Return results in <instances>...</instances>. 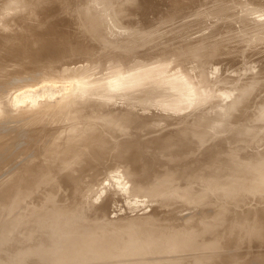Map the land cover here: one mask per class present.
<instances>
[{
    "label": "bare ground",
    "instance_id": "6f19581e",
    "mask_svg": "<svg viewBox=\"0 0 264 264\" xmlns=\"http://www.w3.org/2000/svg\"><path fill=\"white\" fill-rule=\"evenodd\" d=\"M26 1L28 0H25L24 2ZM145 1L147 3L151 2L148 0H145ZM57 2H59V0H57ZM54 3H56L55 0H54ZM62 3H58V4L62 6ZM147 3L145 5L148 6L149 4ZM48 5L45 4V6H48ZM55 5L56 4H54V6ZM152 5H150L151 8H152ZM36 6L39 7L40 6L39 3ZM223 6L225 5L216 6V9L214 8L215 10H212V11L210 10L209 11L210 14H207L206 12V15L207 16L209 15L211 18V16L214 17L213 15L215 14L214 18H217V16H220V19L221 17H225V18H228L229 16L234 17L233 14H234L235 8H233L234 10L231 9L232 10L231 11L229 8H227V6L226 7H223ZM20 7L18 8L20 9ZM156 7L153 8L154 10L153 9L151 10L155 12ZM35 9L36 8H34V11ZM145 9L147 10V8ZM228 9L230 11H227ZM157 10L160 11L159 9H156V11ZM251 10H253L252 7H250V10L246 9V11H251ZM5 11L7 10H4V12ZM47 11L49 12V8ZM47 11H46V14H47ZM246 11L244 10L243 13H246ZM4 12H0V13H4ZM25 12L26 11H23L22 13L23 15L25 14L24 15L25 18L26 16L31 14V12L30 14L28 13L29 11L26 13ZM9 13H10V10H9ZM13 13L14 12H12L11 14ZM203 13L205 14L204 11ZM6 14H8V11ZM18 14L22 16V14L20 13ZM142 14H143V11H142ZM237 14H241V13H237ZM237 14L235 13L234 15H237ZM19 15L17 17H19ZM34 15L36 16L37 13ZM38 15H40V13ZM246 15L247 13L244 14V16ZM263 15H264V12H263ZM33 16L31 14L28 20L22 24L16 20L18 18L13 19L12 21L14 22L17 21V22L10 23V25L4 26L3 29L0 30V32L6 31L7 34L10 33L9 34L10 39H16L20 35L19 31L21 28H26L27 26L35 25L36 22L33 21ZM253 16H255V14ZM235 17H234V20H236ZM239 17L241 18V16ZM200 18L201 17H199V19ZM240 18H237V19L241 20ZM246 19L248 20L247 17ZM23 20L24 19H22V21ZM176 20H177V17H176ZM185 20L186 19H184L183 22ZM214 20H217V19H214ZM226 20H229V18ZM234 20H232V23ZM4 22L0 23V26H2L1 24H3ZM205 22L206 21H204L203 23ZM240 22L241 21H239V23ZM6 23L4 25H6ZM179 23H181V21ZM193 23L192 25L195 24ZM200 23L198 24L199 26L195 25V27L198 26L200 27V29L205 28L204 24L202 23L201 25L203 27L201 28ZM235 23H233V25ZM98 24H99L98 19L90 17L89 19L81 23V28L75 29L77 31H72V30L69 31L67 27L66 28L63 27L61 29V32L59 33L57 32V34L55 35H52L54 32L52 34H51V31L47 32V35L52 39L58 38L61 40V38L65 36L69 37L70 35L72 38H74L75 42L77 41L79 45L83 44L84 46L88 47V48L87 47L85 48L82 45L83 49L85 48L84 52L89 53L87 55L90 58H86V57L82 58V55H81L82 53H81L80 54L81 59L80 61H78L79 65L76 64L77 67L72 66L71 62L69 61L70 57L68 56V54H66V51L63 49V47H60V46L59 48L54 47V46L52 47L51 45L52 42H50L51 43L50 47L47 44L49 48L46 47L47 49H44L43 47L45 45L41 46V44H39L38 41L33 42V44L31 45V48L29 47L30 49L23 47L19 50V53H16L17 54L16 57L19 56L18 58H21V61L17 63L14 67L4 69L5 67H2L4 63L0 62V66L1 68H3V69L0 68V84L3 83V80H4L3 78H6L7 76H8L7 77L8 82L9 81L12 82L16 80L22 82L24 79H27V77L30 76V75L28 76V74H30V72H32L36 67L43 68L44 70L43 71L41 70V71L44 72L45 76L42 75L43 73H40L42 76H40V74L38 73L34 75V77H32L34 78L33 80H37V81L38 80H41V81L42 80H46V81L53 80V81H67L68 82L69 79L72 78L71 80L73 81L71 83V87L73 88L69 87V89L70 88L72 89L71 93L69 94H65L67 92H64L65 95L61 97L59 95V97L56 96V98L51 97L52 99L48 95L47 96L48 100L45 99L46 101L39 103L42 101L41 100L38 102L39 103L38 105L31 104L32 99L29 98L28 100L30 99L31 100L28 104L22 103L23 105H21L22 101L19 102V104L14 103L15 105H20L19 112H18V108H15V107H12V108L16 109L17 111L14 109H11L14 111H9L10 113H8L7 112L9 110L8 109L6 110V113L1 112L2 113V115H0V128L1 129H2L1 126L4 124L3 118L10 116V115L12 116L11 112L12 113L14 112L12 117H15V118H12L11 116L10 118H12V120L9 117L7 118H9L11 121H14L15 119H16L15 121H17V118H18V120L20 121V123L16 122L17 124H19V126L15 122H13L16 124L15 125L16 127H12V129L10 128V131H8L7 129H9V126L7 124L8 123L12 124V122L11 121L8 122L9 119H7V121L5 119V123L7 122V124H4V125H7L8 128L3 125V127L7 129L5 130L4 133H3L4 130L3 131L0 130V131L3 134L7 133V131L8 133L9 132L11 133L12 131L11 133L12 135L10 133H9V136H8V133L5 135L0 134V156L1 154L3 155L2 159L5 157H9L11 155L10 148H13L15 146L14 144L18 143V141L16 142V140L18 139H15V140L13 139L19 136H21V139H19L20 141L26 140L28 142L27 143L26 141H24L25 145L29 144L28 145L29 147L27 146L28 148L26 147L27 148L26 150L30 151L28 152L29 155L27 159L23 157L22 155L21 158L22 159L25 158L24 160L28 164L25 166L24 164H22L23 167L22 168L19 167V170L16 171L17 176H16V172L13 170L14 167L12 166V163L10 162V160H14L13 162H15V159H18L16 158L17 156L14 157L15 155L14 156L11 155L12 158L14 157L15 159H9L8 161L9 166H4L5 165L4 164L5 162H3L4 159L2 160L0 157V159L2 160L0 161V163L3 162L2 164H4L3 166H1L0 164L1 166L0 168L2 169V167L3 168L6 167L7 170L10 171L11 169H8V168H10V165H11V167L13 168L11 170L12 172L10 171V175H12L11 173H13V171L15 172V174L13 173L12 175L13 182L10 179V177L12 176H10L9 174L7 175V177L9 176L8 181L10 179L12 183H9L6 180V183L8 182L9 184L3 183V185H0V227L3 228L2 231H0V248H3V247L6 248L9 245V244L8 245L5 244L6 241L7 243H9V241L10 243L11 241L15 242L14 244L15 246H13L12 243H11L12 246H9L10 247L9 249H12L13 251L11 252L8 251V252L12 254L9 255V259H8L7 256L9 253L6 252L5 254H7L6 256L7 258H6V261H3V263L8 262L7 264H23V263L25 264V262H27L26 264H28L30 260L29 263L31 264H56V263L58 264H176L180 260H183V261H180V264H262L264 262V253L263 252L261 253L260 250L264 247V244H262V242L264 243V206H263L264 205L263 204L264 203V154H263L264 152L258 154L259 150L257 148L261 147V145L258 146L257 144V146L255 145L257 148L254 147V144H256L257 142L255 141L254 136L257 135L256 132L259 131L258 130L259 127L257 124H254V122L256 123L257 120L254 121L255 119L254 120L249 119L248 117H250L251 115L252 116L255 115L258 120L259 119H261V121L264 120V106L260 108V105H264L262 104L264 101L262 99H261L262 102L260 101L261 103L258 101L259 100L258 98L264 94V93L262 94L260 93L263 90V88L261 87L260 92L257 91L261 95L258 96L259 94L257 93L258 98L255 95L256 99H254L255 96H253V98L252 97L250 98L251 95H249L248 93L250 89H255L254 88L255 85H251L252 87L253 86L254 87L247 89L248 94L246 93V90H245L247 87L243 89L245 90V93L249 96V98L252 99V100H249V102L253 101L254 99L260 104L259 105L255 101L259 105L258 106L259 108L257 107L258 110H255V111L253 110L254 112H250L251 110L250 108H252L251 107L252 105H251L249 110L247 109L246 111L245 110L246 108L244 109V107H240L238 109L239 112L236 113L235 111H233V109H235V106L237 105V102H236L237 99L236 100L234 99V101H232L233 103L231 102L228 104V106H225V108H223L222 115L220 114L221 106L220 107L217 106L211 109L212 113H210V116L207 115L206 119L201 120L199 118L194 123L192 121L193 119H190V118L185 120L186 122L184 120H179V118H177L176 120L167 119L168 125L169 124L177 125L175 127L176 129H171L165 132H160L159 134L154 135L152 137H147L148 134L162 129L161 128L162 126H160V123L158 122L159 120H162L164 118H162L161 116H157V115L156 117H153L147 114L146 112L144 113V110L142 111L141 108L146 110L147 109L146 107H148L149 108L148 110L151 111L152 108L151 106L149 107V103H150L155 106H159V108H163L168 111L171 110V111L177 112L181 109V107L184 104L186 103L188 104L194 101V99L197 97L196 96L197 93H199L197 91L198 88L196 85H194L195 83L193 84V82L190 81V78H187V76L183 73H182L183 75L179 74L177 77H171L172 75L169 74L170 71H168L170 69L169 65H168L169 69L164 67V65L166 66L167 64L161 65L159 64L161 62L158 61L156 63L159 64L158 66L160 67L156 66V68H154L156 64H154L153 66L152 64L153 62L151 63V66L153 68L150 67V64L147 66L148 61L147 59L144 60L143 57L144 55L150 56V54L153 51H143V50H146V49L149 50L150 46L152 45L151 43H153L154 40L156 42V40L158 39V35H156L157 33H154V31H151V30H147V32L142 31L145 33L143 34L141 32L143 37L140 36V41H138V39L135 40L136 36L133 39L132 37L134 35L130 36L131 40H128V41H131V42H127L130 44H127L125 42L126 44H122L124 49H119L122 47H118V46L116 47L115 46L116 42L113 44L114 46H112L111 43H110L111 45L110 44L108 45L106 38L105 40H102V42L98 41L99 36L98 34H96V28ZM184 24H185L184 27L186 26L188 29L189 27H191L189 23L186 24L184 22ZM188 24L189 26H187ZM212 24L215 25L213 21H212ZM242 24L243 26H245L244 23H241V26ZM60 26H63V25H60ZM155 26L156 25H154V27ZM158 26L160 27L161 25H158ZM207 26L209 27V25ZM230 26L232 25L230 24ZM167 27L169 28V26ZM257 27L260 28L259 26ZM257 27L254 28L255 31L258 30ZM178 28L177 29L179 31L183 30L181 32H185L187 30V28L185 30L184 28L183 29L180 28V26ZM234 28H233V32H234ZM263 28H261L262 29L261 33L264 32ZM190 29H193V28H190ZM190 29L188 31H190ZM178 30L173 31L174 33L177 31L174 35V38L176 34L179 32ZM196 30H198V28H196ZM203 30L204 29H202V32ZM205 30H208L206 31L207 33L209 32V29H205ZM155 32H158V30ZM181 32L177 34L175 39H177V37L180 36ZM191 32L193 31H190L189 33H187L189 34L188 38L189 36L191 37V34H190ZM217 32L218 31L215 30V33ZM235 32H234V35L236 36ZM246 32L249 35L248 30H246ZM25 33L26 32L24 33L22 32L21 36H24ZM171 33H172V30H171ZM241 33H239L238 35L240 36ZM256 33L258 32L256 31ZM203 34H200L202 36L198 35L197 37L199 38L200 36V38L204 37L205 39L206 35L204 36ZM251 34L252 32L250 33L248 37L249 39H250ZM262 34H259V35H262ZM183 35L187 36L184 33ZM223 35L225 36V34ZM256 35L254 36L252 34V36H254V39L258 37ZM239 36H236V37L238 38ZM245 36L247 35L245 34ZM230 37L231 35L228 36L227 40H229ZM236 37L234 38V40L237 39ZM242 37L243 39H245L243 35ZM182 38L180 37L178 38V40ZM185 39H187V37ZM217 39L216 40L219 43L215 41L216 42L215 44H223L222 42L220 43V40H219L221 39V37ZM222 39L221 41H223ZM249 39L242 40V42L243 43L244 41L247 42V40ZM162 40L164 41V39ZM170 40L171 41L174 40L173 35ZM206 40L208 41L209 39L206 38ZM206 40L204 41V44H207ZM227 40H224V41H227ZM251 40L253 39L251 38ZM167 41H164V42H167ZM192 41L194 43L195 40L192 39ZM192 41L190 40V42ZM211 41H213L212 44L214 45V40H211ZM237 41L239 42L240 40L238 39L236 40V42ZM256 41H254V43ZM261 41H264V40H261ZM98 42H100L99 43L100 48H98L100 49L99 50L100 53L97 50L98 51V54H97L96 51H93L91 49L94 47V45H97ZM230 42L228 43L231 46L232 44ZM236 42H234L235 45H237ZM251 42H250V45L252 44L255 47L256 44H254L253 42L251 43ZM156 43L151 48V50H159V52H160V49L162 48L164 50L165 43L162 44L163 43L162 42L161 45L159 42H156ZM193 43L192 44L190 43V45H193ZM201 43H203V41ZM234 43H233V46H234ZM212 44L207 45V46L211 45L209 46L211 50H212ZM224 44L223 46H225ZM259 44L260 43H258V45ZM198 45H201V44H198ZM238 45H241V44L239 43ZM252 45L249 48H252ZM182 46L185 47L186 44ZM193 46L194 47L196 46V41H195V45ZM233 46L231 47L232 48L231 51L235 49L236 51L240 50L244 48L245 45L244 46L241 45V48L238 46V48L240 49H237V46L236 47L234 46L235 49H233ZM190 48L189 50H191ZM199 48H202V47L200 46ZM203 48H205V46H203ZM208 48L206 50L203 49V51L205 50L206 52ZM83 49L81 50L83 51ZM245 49L247 48L245 47ZM248 49L245 50L246 53H244V55L246 54V56L248 54L247 52ZM260 49L261 47L260 48L258 47V50ZM192 50H193L192 52H194V49ZM196 50H198V48H196ZM215 50H213V52H216ZM251 50L249 49V52ZM209 51L207 53L210 54ZM252 51H254V49ZM190 52H189V55H190ZM205 52L203 54H205ZM262 52L263 50L261 51V54ZM219 53L220 52H218V54L216 53L218 57L220 55ZM229 53L227 52L226 54H229ZM237 53L238 51L236 52V54ZM7 54L11 55V53L8 51L7 46L0 48V61L1 59H3V56H4V59H6L5 56ZM12 54L14 55V53ZM74 54H72L73 56L70 55L71 58L74 57ZM136 54L138 56H136ZM140 54L143 56H141ZM167 54L169 55L170 53H167ZM236 54H234V56H236ZM240 54H237V55H240ZM139 55L141 57H139ZM80 56L78 54V56H75V57H80ZM165 56L162 58L160 57L159 59L166 58L167 56L166 57ZM196 56H199V54ZM215 56L216 55L214 53L210 56V58L211 57L215 58ZM221 56L222 55H220V58ZM13 57H15V55ZM204 57L206 56L204 55ZM229 57L230 56H228V58ZM147 58H150V57H147ZM171 58L172 57H170V59L168 60H171ZM207 58L208 57H206L205 59L207 60ZM237 58L239 57H236L235 59L233 57L234 60L231 57L229 59L230 60L232 59L234 63V61ZM221 60H223V58ZM196 61H198V59H196ZM203 61H204V58H203ZM232 61H231V64H232ZM183 63L180 62V64H183ZM179 69L176 71L174 70V71L180 72L181 69L180 70ZM171 72H173V70ZM205 75L204 74L201 75V79L198 80L200 78L199 76L197 81H199V83L200 81L201 82L207 81V78L209 79V77L207 76V78H205L206 77ZM203 79H206V80H203ZM24 81L26 82V80ZM226 81L228 82V80ZM256 81H258V78L257 80L254 81V83L253 81L251 82L252 84H255ZM199 83L198 85L204 84V83H200V84ZM256 84H259V83H256ZM246 86H248L247 83H246ZM257 90H260V88ZM13 91L14 89L11 90L12 96H13ZM246 94H242L243 96L242 98L245 97L247 99L248 96H244ZM0 97L2 98L3 95H1ZM118 97L123 98V100L122 99L119 100L120 102H122V103L119 102L120 104H122L121 106L114 105L117 103ZM12 98H15V96ZM135 99H138V101H141L140 104L142 103L144 104L141 105V107H139L137 103H134ZM6 100L8 99L6 98L4 99L3 97V100H1L0 103L4 102L3 103L4 107L6 108V106L8 105V108H9V105L11 104H7ZM10 100H8V103ZM28 100L26 101V103L28 102ZM240 100L238 101L240 102ZM244 100L245 99L242 100V105H244L243 102H246ZM111 102L113 103L116 102V103L112 105ZM3 104L1 103L0 105L2 106ZM35 104H37V102ZM250 104L251 103H249V105ZM246 105L248 106V104ZM137 106L139 108H137ZM4 107L2 106V108H0V111L3 110ZM134 107L138 110L141 109V111L144 114H141L142 112L140 113V111L135 110ZM159 108L156 107V110H160ZM154 109L155 108H153L152 110ZM253 109H256V108L253 107ZM3 111H5V109ZM15 112H18L17 114L19 115L18 116L15 115L16 114ZM204 115H206V113H204ZM216 115L223 116V119L217 118ZM231 116L232 118L230 119ZM245 118L249 119L248 123L241 124L242 126L240 125L239 129L237 130L236 128L234 132L236 131L237 132L236 134L238 135L241 134V136L243 134V138L244 139L246 138L245 139L246 141L248 139L249 140L251 139L249 138V135H254L253 136L254 138L252 137L251 141L254 140L255 143L253 141L252 142L253 144H251L249 143L250 141H247L249 143L248 144L247 142L243 141L245 144H248V145L251 144L252 146L250 145L249 148L247 147L248 145L245 146L247 148L245 147L243 148L242 146H240L242 147V149H244V152L247 151L248 153H249L250 147H253V150L255 148L254 150L255 153L250 152L251 154H247V153L244 154V155H247V158H245L246 156L244 157L243 155L242 157L240 156L243 153L240 150L241 148L238 151L236 150V148H233L234 146L237 147L239 145L238 144L240 142L239 140H238V143L235 140V144H238V145H233L234 144L233 142H232L233 144L229 143L233 149L230 147L232 150L228 148H227L228 150H226V147L227 146L229 147L228 144L227 145L225 144L227 143V141H225L227 140L225 139L227 137L223 138L221 136V138L218 139L220 136L219 134H220L221 129H217L220 126L219 125V123L221 122L220 120L236 121L239 119L245 120ZM261 121H259L258 124ZM251 124L256 125V126L252 125V127L254 128L257 127V129L250 128ZM262 124L264 123L262 122L261 125ZM11 126H14V125L12 124ZM262 127H260L259 132H261V130L264 128ZM213 128L215 131L217 129V131L216 132L214 131V133L211 132V135H209L210 130ZM262 131H264V129ZM246 134H248V136ZM260 134L264 135V132L263 134L262 132ZM244 135H246V137H244ZM36 138H38L39 140L38 142L42 140V144L40 142L41 146L36 145V147L33 148L35 149L34 151L39 152L40 154L42 151L44 152L43 153L44 155L42 154L43 156H41V157H44V159H40L41 161L39 160V162L37 160L40 158L39 157L40 154L39 156H36L37 159L34 160L33 158H36V157L32 156L31 154L32 151L30 150V146L33 145V142L36 143V140H37ZM261 138L263 139L264 136L263 137L261 136ZM33 139H36V140L34 141ZM259 139H258V142L260 143L261 140L259 141ZM11 142L14 143V144L12 143L13 147H11L12 145ZM38 142L36 144H38ZM24 143L21 142V144H24ZM18 144L16 145V147L18 146V148H16L17 150H19V146H20V144L19 145ZM245 144H242V145L244 146ZM256 149L258 150V152L256 151ZM13 150L15 151V149ZM22 151L20 149V151L18 152H22ZM239 151H241L242 153L241 152L239 153ZM24 152L25 151H23V153ZM35 152L33 155L36 154ZM30 156H32V160L30 159L31 158ZM26 157H27V154H26ZM6 159L8 160V158ZM28 159L31 161H29ZM113 159L115 160L120 159V162L121 160H123L124 164H126V166L128 165L126 167L127 170H125L126 173L124 171L121 172L123 174L125 173L124 175L120 174V171H119L120 168H117V166H116V169L118 170L111 169V168H114L116 164L115 161H114L115 162L114 165L112 164L113 161L112 163H109L110 162L109 160H113ZM59 160L63 162L64 166L66 167L71 166V168L69 167V170L70 169L71 170L69 172H65L64 169H62V166H63L62 164L61 166H58L59 164L58 165L56 164V162ZM19 161L21 163L22 160H19ZM18 162H16V164H18ZM79 162L81 166L79 164V167H78L77 165ZM106 163H108L109 166L108 165L105 166ZM110 164H112L113 167L110 168ZM117 164H120L119 161L117 162ZM122 164L123 162H121L120 165ZM16 166H20V164ZM122 166H120L122 170L125 169V166L124 165ZM61 169L65 172V174L63 173V171L61 172ZM7 172L6 173L1 172L3 175L4 174L5 175L3 176V178L1 177L0 179H4V177H6ZM140 172H146V173L143 176H139L138 174ZM173 173L174 175H172ZM113 181H116L114 182L116 184H114ZM94 183L96 187L94 186ZM63 186L64 187L67 186L66 190H68V187H69V191H70V194L68 193V191H66V193H68L66 194L67 196L63 194L65 198L63 195L61 196V194H58L60 193L59 191H61L59 190V188L62 187L63 189ZM41 191L42 193L40 195ZM31 195L35 196L33 197L35 199L32 198L34 201L33 200L30 201L31 203L33 202V204H31L30 208L26 210L23 208L21 209L22 204H23L21 203L22 202L21 200H24V197L25 199H27L28 196L31 198ZM93 195L95 196V198L93 197ZM248 195L249 196L253 195L251 198L252 201L254 199L253 197H256L255 198L256 201L258 203L263 202L262 203L263 205L259 204L260 206H258L257 208L256 206L258 204L257 205L250 204V209H249L247 207V205L249 206V204H247L246 202L245 203L247 205L242 203L243 205H246L249 211L253 208V206L255 207L253 208V211L251 210L250 212H248V210L244 208L245 206L241 207L242 205L241 202H243L245 199L247 201L246 197ZM122 196L126 198L125 201L123 200L124 204L123 203L122 204L123 206L129 204L127 206L129 207V211L130 209L137 210L140 207L141 209L139 211L141 212L142 210L145 211L147 207L151 206L154 203L152 202L151 205H148V206L146 204L144 206H147V207L145 209H142V206H143L142 202H144V204L145 203L150 204L151 200L156 201L157 206L153 210H152L153 206H151L152 207L151 212L147 211L149 214L145 212L146 215H142V213L140 212L141 215L138 216L139 212L137 213L136 211L135 212L133 211L135 214L137 213V215H133V214L132 216L127 215L128 217L126 218V217H123V215L121 214L122 215L120 218L121 220L123 218H126L125 220L123 219L124 221H119L117 217H116L117 219L115 220H112V219L110 220L109 218H113V216L110 217V215L115 214L116 209H121L120 211L119 210L116 211V213L120 214V212L123 211L122 209L126 207V206L122 207L121 203L118 202L119 200H122L121 199ZM90 197L94 198L93 200L90 199L91 201H95V203L99 201V204L94 205V202L93 203L90 202L88 200V198ZM146 198L148 200L149 199L151 200L149 202H145L144 200H146ZM248 199L250 198L248 197ZM257 202L253 203L250 201V203L252 204H256ZM238 203L239 205L240 204L241 205L239 206ZM138 204H139V207H138ZM140 204L142 206H140ZM235 204H237L239 207L236 206ZM230 205L236 206L238 208L237 211H239V214L235 211L236 209L234 210V213H233L232 210L234 208L231 210L228 208V206L230 207ZM26 206L29 207L27 203H26ZM136 206H137V209H135ZM196 207H199L198 208L199 210L196 211L194 215H192V213L191 215L186 213L190 210L185 211V209L192 210ZM240 207L242 209L241 211L242 214L245 213L244 210H246V212L248 213L240 215V210H241L239 209ZM227 208L230 210L229 217H231L232 214L235 215V213H236V216H233V218L232 217L229 218L228 217L229 213L228 214L226 213L227 215H225L224 212L227 210ZM20 209L23 212H21ZM111 210H113L112 212L113 214L111 213L109 215ZM183 210H184V213L189 216L187 215H186L187 217L180 216L179 212ZM128 212L127 213L125 212V213L129 214ZM212 213H213V218H211ZM223 214L226 217H228L229 220L228 218L224 217ZM244 235L247 236L246 237L247 239L248 238L250 239L251 237L252 239L253 237L254 238L258 237L256 241H258L260 238L261 239L259 242L263 240L261 242L263 246L260 244H257V246L258 245L262 246V247L258 246V248L260 247L261 249L259 248V252L257 254L246 256L247 252L249 253V251H246L245 253L246 257H244V255L243 256L238 255L239 253L237 254L235 252L237 251L238 247L241 244L240 240L242 241L244 240L243 238H240L239 240L240 242H239L237 241V239L240 236H244ZM249 239L244 240V242L249 241ZM254 240L250 239V241H254ZM254 243L256 242H252L249 244H251L252 246ZM246 244L247 243L241 244L240 247L244 246V248H246L245 247ZM249 244L247 245L249 246ZM1 245L3 247H1ZM255 245H253V248L255 247ZM234 246L237 249H235ZM230 247H233L231 248V253L225 252V250L227 249L226 251H228ZM224 248H226L224 250L225 253H222L223 252L222 250ZM248 248L246 249L249 250ZM253 248H250V249H253ZM256 249H254V251ZM220 250L222 252H219ZM233 250H235L234 251L235 253L232 252ZM239 250H241V248L238 249V252ZM251 251L253 253V250ZM186 253H188L187 256L189 259L186 258L187 257L186 255L184 257V254ZM242 253L244 254V251ZM1 257L5 258L3 256ZM241 257H244V259H240ZM153 260H155L156 262H154Z\"/></svg>",
    "mask_w": 264,
    "mask_h": 264
},
{
    "label": "rangeland",
    "instance_id": "374dc122",
    "mask_svg": "<svg viewBox=\"0 0 264 264\" xmlns=\"http://www.w3.org/2000/svg\"><path fill=\"white\" fill-rule=\"evenodd\" d=\"M23 1V2H22ZM25 0H0V12H4V10H7L8 11V14H6L7 13V11H5L4 13H0V23H2V22H4L3 24H1L2 26H0V30L1 29H3V27L4 26H7V25H10V23H16L17 21H19L21 24L22 23H25L27 20H28V18L30 17V15L32 14V16L34 15V14H36L37 13V15L35 16H33V21L34 22H36L35 23V25L34 26H27L26 28H21L20 29V31H19V36H18V38H16V39H10V33H8L7 34V32L5 31H1L0 32V48H2V47H5V46H7L8 47V51L11 53V55L10 54H7L5 57H6V59H4V56H3V59H1V61L0 62H3L4 63V65L2 66V67H5L4 69H6V68H12V67H14L17 63H19L20 61H21V58H18L19 56H17L16 57V53H19V50L21 49V48H31V45L33 44V42H36V41H38L39 42V44H41V46H44L43 48L44 49H47V48H49L50 47V42H52V47L54 46V47H58L59 48V46L60 47H63V49L66 51V54H68V56L70 57V59H69V61L71 62V64H72V66L73 67H77L76 66V64H78L79 65V62L78 61H80V59H81V56H80V54L82 55V58H90V57H88V55L87 54H89V53H86V52H84L85 50V48L87 47V46H84L83 44V46L85 47L84 49H83V46L82 45H79L78 43H77V41L75 42V40H74V38H72L70 35H69V37L67 36H65V37H63V38H61V40L60 39H58V38H54V39H52V38H50L48 35H47V32H50L51 31V34L52 35H55V34H57V32L59 33V32H61V29L64 27V28H68V30L70 31V30H72V31H77V30H75V29H77V28H81V23H83L85 20H87V19H89L90 17L91 18H96V19H98L99 20V24H98V26H97V28H96V34H98V41H100V42H102V40H105V38H106V41H107V43H108V45L111 43L112 44V46H114L113 44L116 42V44H115V46L117 47H122V48H119V49H124L123 48V45L122 44H126L127 42H131V41H128V40H131V38H130V36H133L132 37V39L133 38H135V36H136V39L135 40H137L138 39V41H140V36L141 37H143L142 36V34H141V32L142 31H146L147 32V30H151V31H154V33H157L156 35H158V39L157 38H155V39H157L156 40V42H159L160 43V45H161V43L162 44H164L165 43V45H164V50H163V48L162 49H160V52H159V50H151V48L154 46V44L156 43L155 42V40H154V42L153 43H151L152 45L150 46V48H149V50H143V51H153L151 54H150V56H148V55H144V57H143V59L145 60V59H147V61H148V64H147V66L150 64V67H152L151 66V63L153 64V66H154V64H156L155 66H154V68H156V66H158L159 64H161V65H163V64H167L166 66L164 65V67H166V68H168V65H169V70L168 71H170L169 72V74H171L172 76L171 77H177L179 74H185L186 76H187V78H190V81L191 82H193V84L194 85H196L197 86V91L199 92V93H197V97L194 99V101H192L191 103H186V104H184L182 107H181V109L179 110V111H177V112H174V111H168V110H165V109H163V108H159V106H155V105H153V104H150L149 103V107L151 106V108L153 109V108H155L154 110H155V112H154V110H152L151 108V111L150 110H148L149 108L148 107H146L147 109L145 110V109H143V108H141L142 109V111L144 110V113L146 112L147 114H149V115H151V116H153V117H156V115L157 116H161L162 118H164V119H162V120H159V122L158 123H160V126H162L161 128V130H159V131H156V132H152V133H150V134H148V136L147 137H152V136H154V135H157V134H159L160 132H165V131H168V130H171V129H176L175 127L177 126V125H174V124H172V125H168V122H167V119H174V120H176L177 118H179V120H187V119H193L192 121H193V123L196 121V120H198L199 118L201 119V120H204V119H206V116L207 115H209L210 116V113H212V111H211V109H213V108H215V107H217V106H221V112H220V114L222 115L223 114V108H225V106H228V104L229 103H231L232 101H234V99L236 100L237 99V105L235 106V109H233V111H235L236 113L237 112H239L238 111V109L240 108V107H244V109L247 111V109L249 110V108H250V106L252 107V108H250L251 110H250V112H254L255 110H258L257 109V107L260 105L256 100H254V99H256V96L258 95V96H260L262 93H264L263 91H264V43H262V42H264V41H261V40H264V34H262V33H264V32H262L261 33V31H262V29L261 28H263L264 27V18H263V12H264V4H262V3H264V0H177V2H176V0H170V1H168V0H148V1H151V2H146L145 0H59V2H57V0H55L56 1V3H54V0L52 1V0H36V2H35V0H28V1H26V2H24ZM43 1V2H42ZM49 1V2H48ZM53 3H52V2ZM163 1V2H162ZM185 1V2H184ZM190 1V2H189ZM199 1V2H198ZM256 1V2H255ZM35 2V3H34ZM63 2V3H62ZM147 4H149L148 6L147 5H145L146 3ZM165 2V3H164ZM170 2H171V4H170ZM174 2V3H173ZM194 2V3H193ZM195 2H196V4H195ZM24 5H23V4ZM38 3H39V7L38 6H36V5H38ZM51 3H52V5L54 6V4H56L54 7L51 5ZM58 3H62V6H64V7H62L60 4H58ZM179 3H181V4H179ZM219 3V4H218ZM261 3V4H260ZM36 4V5H35ZM45 4L46 5H48V6H45ZM59 6H58V5ZM152 4H154V5H152ZM158 4V5H157ZM163 4V5H162ZM194 4H195V6H194ZM216 4H218V5H216ZM32 7H31V6ZM35 5V6H34ZM150 5H152V8L150 7ZM161 5V6H160ZM167 7H169V8H167ZM169 5V6H168ZM175 5V6H174ZM180 5V6H179ZM191 5V6H190ZM222 5H225V6H223V7H226L227 6V8H229L230 10L232 9V10H234L233 8H235V11H234V14L236 13H241V14H237V15H234L233 14V16L236 18V20H234V17H231V16H229L228 18H229V20H226V19H228V18H225V17H221V19H220V16H217V18H214L215 17V14L213 15L214 17H212L211 16V18H210V16L208 15H206V12H207V14H210L209 13V11L211 10H215L216 9V6H222ZM252 5V6H251ZM21 6V7H20ZM28 6H29V8H28ZM147 6V7H146ZM156 6H158V7H156ZM164 6V7H163ZM171 6V7H170ZM173 6V7H172ZM182 6V7H181ZM187 6V7H186ZM212 6V7H211ZM18 7H20V9L18 8ZM22 7H23V9H22ZM36 8L35 9V11H34V8ZM49 8V12L47 11L48 10V8ZM148 7H150V8H148ZM154 7H156L155 8V12L153 11L154 9ZM250 7H252V9L253 10H251V11H246V9H248V10H250ZM13 8V9H12ZM38 8H39V10H38ZM51 8V9H50ZM52 8H53V10H52ZM145 8H147V10L145 9ZM215 8V9H214ZM238 8V9H237ZM243 8V9H242ZM246 8V9H245ZM31 9H33V10H31ZM44 9V10H43ZM145 9V10H144ZM149 9H150V11H149ZM151 9H153V10H151ZM156 9H159L160 11H156ZM166 9H167V11H166ZM171 9V10H170ZM227 10V11H230V10ZM237 9V10H236ZM240 9V10H239ZM256 9V10H255ZM2 10V11H1ZM9 10H10V13H9ZM38 10V11H37ZM174 10V11H173ZM231 10V11H232ZM244 10L246 11V13H247V15L246 16H244V14H246V13H243L244 12ZM258 10V11H257ZM23 11H26V12H28L29 14H30V12H31V14L30 15H28V16H26V18H25V14L23 15L22 13H23ZM45 11V12H44ZM46 11H47V14L49 15H47L46 14ZM142 11H143V14H142ZM144 11H145V13H144ZM149 11V12H148ZM153 11V12H152ZM203 11L205 12V14L203 13ZM255 11V12H254ZM260 11V12H259ZM263 11V12H262ZM12 12H14L13 14H11ZM25 12V13H26ZM54 12V13H53ZM154 14V16H153V14ZM249 12V13H248ZM262 12V13H261ZM18 13H20V14H22V16L21 15H19ZM40 13V15H38ZM148 13V14H147ZM160 13V14H159ZM252 13V14H251ZM256 13H258V14H256ZM3 14H4V16H3ZM8 15V16H10V17H8V16H6V15ZM11 14V15H10ZM19 15V17H17L18 15ZM45 14V15H44ZM69 14V15H68ZM145 14V15H144ZM213 14V13H212ZM211 14V15H212ZM250 14V15H249ZM255 14V16H253ZM17 15V16H16ZM242 15H243V17H242ZM248 15H249V17H248ZM254 17H252V16ZM258 15V16H257ZM6 16V17H5ZM12 16V17H11ZM16 16V17H15ZM186 16V17H185ZM207 16V17H206ZM239 16H241V18L239 17ZM257 16V17H256ZM260 16V17H259ZM38 17V18H37ZM57 17V18H56ZM63 17V18H62ZM176 17H177V20H176ZM199 17H201L200 19H199ZM219 17V18H218ZM246 17L248 18V20L246 19ZM258 18V19H260V20H258V19H256V18ZM11 19V21H10V19ZM16 18H18V19H16ZM24 19L23 21H22V19ZM37 18V19H36ZM190 18V19H189ZM207 18V19H206ZM237 18H240L241 20H239V19H237ZM253 19V21H252V19ZM4 19H6V20H4ZM13 19H16L17 21L16 22H14V21H12ZM39 19V20H38ZM55 19V20H54ZM179 19V20H178ZM184 19H186L184 22L187 24V23H189L190 24V26L191 27H189V29L190 28H193L194 30H196V28H198V30H196V31H194L193 29H190V31H193V32H191L190 34H191V37L189 36V38H188V35L189 34H187V33H189L190 31H188L189 29L187 28V30H186V28L184 27V22H183V20ZM187 19H189V20H187ZM194 19H196V20H194ZM202 19V20H201ZM204 19V20H203ZM214 19H217V20H214ZM225 19V20H224ZM256 19V20H255ZM3 20V21H2ZM7 20H9V21H7ZM50 20H51V22H50ZM53 20V21H52ZM172 20V21H171ZM192 20H194V21H192ZM219 20V21H218ZM231 20V21H230ZM232 20H234L233 21V23H235V21H236V23L238 24H234L233 25V23H232ZM22 21V22H21ZM166 21V22H165ZM181 21V23H183V24H181V23H179ZM191 21H192V23L194 24V25H192V23H191ZM204 21H206V22H208V23H210V24H212V21H213V23H215V25H210V24H208V23H206L207 25H209V27L205 24V23H203ZM216 21H217V23H216ZM225 21V22H224ZM227 21H228V23H227ZM230 21V22H229ZM239 21H241L240 23H239ZM243 21V22H242ZM246 21H248V22H246ZM254 21H255V23H254ZM9 23V24H7V23ZM18 22V23H19ZM64 22V23H63ZM172 22V23H171ZM175 22V23H174ZM201 22L202 24H204V27L205 28H202L203 26L201 25V23H200V26H201V28L202 29H204L203 30V32H202V29H200V27H198L199 25V23ZM246 22V23H245ZM6 23V25H4ZM166 23V24H165ZM224 23H225V25H224ZM241 23H244V25L245 26H243V24H242V26H241ZM165 24V25H164ZM169 24H171V25H169ZM173 24V25H172ZM181 24V25H180ZM189 24L187 25V26H189ZM230 24L232 25V26H230ZM255 24V25H254ZM60 25H63V26H60ZM154 25H156L155 27H154ZM158 25H161L160 27L158 26ZM180 26V28H184L185 30V32H181V31H183V30H181V31H179L178 29V27ZM183 25V26H182ZM195 25H198V26H196L195 27ZM219 25V26H218ZM236 25V26H235ZM240 25V26H239ZM252 25V26H251ZM37 26V27H36ZM75 26V27H74ZM167 26H169V28L167 27ZM172 26V27H171ZM178 26V27H177ZM192 26H194V27H192ZM215 26V27H214ZM257 26H259L260 28H258ZM167 27V28H166ZM171 27V28H170ZM235 27V28H234ZM242 27V28H241ZM244 27V28H243ZM250 28V29H248V28ZM257 27V29L258 30H256L258 33H256V31H255V29L254 28H256ZM146 28V29H145ZM149 28V29H148ZM153 30H152V29ZM159 28H161V29H159ZM163 28V29H162ZM178 28V29H177ZM212 28V29H211ZM233 28H234V32L236 31H238L239 29L242 31V33H241V31L239 32H235V34H236V36H239L238 34L239 33H241L240 34V38L238 37H236L235 35H234V32H233ZM237 28V29H236ZM165 29H167V30H165ZM205 29H209V32L207 33L206 31H208V30H205ZM243 29H245V30H243ZM253 29V30H252ZM261 29V30H260ZM264 29V28H263ZM54 30V31H53ZM158 30V32H155V31H157ZM162 30V31H161ZM171 30H172V33H171ZM174 30H178L179 32H181L180 33V36L179 37H177V39H175L176 38V36H177V34H179V32L176 34V36H175V38H174V35H175V33L177 32H173ZM211 30H213V31H211ZM215 30L216 31H218L217 33H215ZM246 30H248V33H249V35H250V33L252 32V34L255 36L256 34H258V35H256V36H258V37H256V39H257V41H256V39H254V36H252V34H251V36H250V39L248 38L249 37V35L247 34V32H246ZM251 30V31H250ZM260 30V31H259ZM164 31V32H163ZM188 31V32H187ZM243 31H245V32H243ZM250 31V32H249ZM253 31H255V32H253ZM264 31V30H263ZM21 32V33H20ZM22 32L24 33V32H26L25 34H24V36H21V34H22ZM56 32V33H55ZM160 32V33H159ZM163 32V33H162ZM200 34H203V33H205V34H203L204 36H205V39H204V37H201L200 38V36H202V35H200ZM38 33V34H37ZM143 34L145 33V32H142ZM159 33V34H158ZM166 35H165V34ZM169 33H171V34H169ZM183 33L185 34V35H187V36H184L183 35ZM244 33V34H243ZM255 33V34H254ZM3 34V35H2ZM4 34H5V36H4ZM141 34V35H140ZM194 34H196V35H194ZM218 34V35H217ZM223 34H225V36L223 35ZM245 34L247 35V36H245ZM259 34H262V35H259ZM9 35V36H8ZM159 35H160V37H159ZM172 35H173V39L174 40H170L171 38H172ZM182 35V36H181ZM192 35H194V36H192ZM198 35H200L199 36V38L197 37ZM208 35V36H207ZM231 35V37L229 38V40H227V38H228V36H230ZM232 35H234V36H232ZM242 35L245 37V39H249V40H247V42L248 41H252L253 43H254V41H256L254 44H256L255 45V47L257 48H255L254 47V45H252V48L254 49V51H252L253 49L252 48H249V47H251V45H250V42H248V44H247V42L246 41H244V43L242 42V40H245V39H243V37H242ZM7 36V37H6ZM137 36H139V37H137ZM263 36V37H262ZM3 37H5V38H3ZM107 37H108V39H107ZM110 37V38H109ZM113 37V38H112ZM121 37V38H120ZM122 37H124V38H122ZM182 38V39H180V40H178V38ZM187 37V39H185ZM221 37V39L223 40V41H221V39H219L220 40V43L222 42L223 44H224V42H225V46L228 44L229 45V43L228 42H230L231 40V46L229 45H227L226 47L225 46H223V44H215L216 42H218L217 40V38H220ZM232 37H233V39H232ZM237 38L236 40H240L238 43L236 42V40H234V38ZM263 39H262V38ZM119 38V39H118ZM166 38H167V40H166ZM206 38H208L209 40L207 41L206 40ZM215 38V39H214ZM226 38V39H225ZM251 38L253 39V40H251ZM261 40H260V39ZM36 39V40H35ZM66 39V40H65ZM124 39V40H123ZM127 39V40H126ZM162 39H164V41H167V42H164ZM192 39L193 40H195L196 41V46L194 47L193 45H195V41H194V43H193V41H192ZM196 39H198V40H196ZM201 39V40H200ZM203 39V40H202ZM214 40V45L212 44V42L213 41H211V40ZM217 39V40H216ZM45 40V41H44ZM57 40H58V42H57ZM115 40V41H114ZM124 41V42H122V41ZM160 40H162V41H160ZM170 40V41H169ZM178 40V41H177ZM190 40L192 41V42H190ZM206 40V42H207V44H204V41ZM224 40H227V41H224ZM234 40V41H233ZM42 41V42H41ZM189 41L191 44L193 43V45H190V43L188 42V44H189V46H188V44H187V42ZM199 41V42H198ZM203 41V43H201ZM216 41V42H215ZM261 41V42H260ZM30 42H31V44H30ZM100 42H98V44L97 45H94V47L91 49V50H93V51H96L97 52V54H98V51L100 50V49H98V48H100V45H99V43ZM119 43V45H118V43ZM126 42V43H125ZM205 42V43H206ZM211 42V43H210ZM227 42V43H226ZM234 42H236V44L238 45L239 43L242 45V46H244V48H242V49H240L241 48V45H238L240 48H238V46L237 45H235V43ZM251 42V43H252ZM42 43H43V45H42ZM76 43V44H75ZM219 43V42H218ZM233 43H234V46L236 47L237 46V49H240V50H237L238 51V53L237 54H240V55H237L236 54V49H235V47L233 46ZM258 43H260L259 45H258ZM47 44H48V46H47ZM86 44H88V43H86ZM96 44V43H95ZM110 44V45H111ZM127 44H130V43H127ZM157 44V43H156ZM184 44H186V46L184 47V46H182V45H184ZM198 44H201V45H198ZM208 44H212V50L210 49V47L209 46H211V45H209V46H207ZM248 45V47H247V45ZM262 44V45H261ZM58 45V46H57ZM70 45V46H69ZM78 45V46H77ZM121 45V46H120ZM176 47H175V46ZM217 47H216V46ZM219 45V46H218ZM221 45V46H220ZM258 45V46H257ZM112 46H110V47H112ZM163 46V45H162ZM202 47L203 48V46H205V48H203V49H207L208 47V50L205 52V50L203 51V49L202 48H199V47ZM233 46V49H235V50H232L231 51V47ZM47 47V48H46ZM75 47V48H74ZM82 47V48H81ZM191 47V48H190ZM194 47V48H193ZM223 47V48H222ZM228 47V48H227ZM245 47L248 49H252L250 52H249V49H248V54H247V56H246V54L244 55V53H246V51L245 50H247V49H245ZM258 47L260 48L261 47V49L263 50V52H262V54H261V51L260 50H258ZM29 48V49H30ZM42 48V49H43ZM77 48V49H76ZM88 48V47H87ZM105 48H106V46H105ZM107 48H108V46H107ZM189 48L191 49V50H189ZM196 48H198V50H196ZM80 50V52H79V50ZM81 49H83V51L81 50ZM181 49V50H180ZM192 49H194V52H192L193 50ZM200 49H202V50H200ZM215 49H219L218 50V52H220L219 54L220 55H222L221 56V58H220V55H219V57H218V52H217V50H215ZM228 49V50H227ZM243 49H245V50H243ZM68 50V51H67ZM71 50V51H70ZM72 50H74V51H72ZM78 50V51H77ZM98 50V51H97ZM167 50V51H166ZM187 50H189V51H187ZM200 50V51H199ZM210 50V51H209ZM213 50H215L216 52H213ZM222 50H223V52H222ZM229 53V51H230V55L229 54H226L227 52ZM257 50V51H256ZM72 52V53H70V52ZM77 51V52H76ZM82 51V52H81ZM192 52V54H191V52ZM203 51V52H202ZM210 52V54L209 53H207V52ZM233 51H235V52H233ZM240 51V52H239ZM243 53H242V52ZM69 52V53H68ZM76 52V53H75ZM79 52V53H78ZM186 52H187V54H188V56H187V54H186ZM189 52H190V55H189ZM196 52H198V53H196ZM200 52H201V54H200ZM205 52V54H203ZM212 52V53H211ZM225 52V53H224ZM254 52V53H253ZM12 53H14V55H15V57H13L14 55L12 54ZM75 53V54H74ZM99 53H100V51H99ZM163 55H162V54ZM167 53H170L169 55L167 54ZM184 53V54H183ZM215 53V55L217 56V58H216V56H215V58H213V57H211L210 58V56L212 55V54H214ZM217 53V54H216ZM72 54H74V57L73 58H71V56H73ZM77 54V55H76ZM78 54H79V56L80 57H75V56H78ZM173 54V55H172ZM199 54V56H196V55H198ZM226 55V56H224V55ZM234 54H236V56H234ZM244 55V57H243V55ZM259 54H261V55H259ZM71 55V56H70ZM85 55V56H84ZM141 55V54H140ZM139 55V57H141V56H143V55H141L140 56ZM167 57H166V56ZM181 55V56H180ZM183 55V56H182ZM184 55H185V57H184ZM204 55L206 56V57H208L207 58V60L205 59L206 57H204ZM232 55V56H231ZM12 56V57H11ZM84 56V57H83ZM136 56H138L137 54H136ZM154 56V57H153ZM166 57V58H163V59H159L160 57L162 58V57ZM179 56V57H178ZM200 56H202V57H200ZM228 56H230L232 59H233V57H234V59L236 58V57H239V58H237L235 61H234V63H233V61H232V59L230 60L229 58H228ZM9 57V58H8ZM147 57H150V58H147ZM151 57H153V58H151ZM170 57H172L171 58V60H168V59H170ZM240 57H241V59H240ZM243 57V58H242ZM7 58H8V60H7ZM138 58V57H137ZM174 58V59H173ZM190 58V59H189ZM203 58H204V61H203ZM223 58V60H221ZM72 59V60H71ZM149 59V60H148ZM157 59V60H156ZM193 59V60H192ZM196 59H198V61H196ZM212 59V60H211ZM226 59V60H225ZM229 59V60H228ZM233 59V60H234ZM3 60V61H2ZM75 60V61H74ZM162 60H163V62H162ZM175 60H177V61H175ZM195 60V61H194ZM217 60V61H216ZM220 60V61H219ZM245 60V61H244ZM150 61V62H149ZM161 62V63H159V64H157L156 62ZM200 61H202V62H200ZM231 61H232V64H231ZM237 61V62H236ZM169 62V63H168ZM180 62L181 63H183V64H180ZM211 62H212V64H211ZM230 64H229V63ZM174 63V64H173ZM204 63H205V65H204ZM201 64H203V65H201ZM241 65H243V66H241ZM250 65V66H249ZM158 67H160V66H158ZM181 69H179V68ZM0 68H1V66H0ZM45 68V67H44ZM153 68V67H152ZM1 69H3V68H1ZM37 69H39V70H37ZM180 70V72L179 71H177V72H175L176 70ZM36 70V71H35ZM44 70L43 68H35L32 72H30V74H28V76L29 77H27V79H24V80H26V82L23 80L22 82L21 81H18V80H16V81H12V82H8L7 81V77L6 78H3V79H1V80H3V83L2 84H0V96L1 95H3V97H4V99L6 98V99H8V100H10V98H11V100L9 101V103H8V100H6V103L7 104H11V105H9V108H8V105L6 106V108L4 107V102H1L3 105V110L5 109V111H3V110H1L0 111V115H2V113L1 112H5L6 113V110H8L7 112L8 113H10L9 111H14V110H16V109H14V108H12V107H15V108H18V112L20 111V105H15V104H19V102H21V105H23V104H28L29 102H30V100H31V104H33V105H38L39 103H42V102H44V101H46L45 99H47V96L49 95L50 96V98L52 97V98H56V96L57 97H59V95H60V97L61 96H63V95H65V94H69V93H71V88H73V87H71V83L73 82L71 79H69V81L67 82V81H51V80H33L34 78H32V77H34V75H36V74H40V73H43L42 75L43 76H45V74H44V72H42V71ZM173 70V72H171ZM175 70V71H174ZM41 71V72H40ZM35 73V74H34ZM250 75H249V74ZM182 74V75H183ZM205 75L206 77L205 78H207V76L209 77V79L207 78V81H205V82H201L200 81V83H204V84H200L199 83V81H197V79L199 78V76H200V78L198 79V80H200L201 79V75ZM25 75H27V74H25ZM41 74H40V76H42ZM247 76V77H246ZM242 77V78H241ZM247 80H246V79ZM257 78H258V81H256L255 82V84H252V82L251 81H253V83H254V81L255 80H257ZM30 79V80H29ZM224 79V80H223ZM230 79V80H229ZM203 80H206V79H203ZM226 80H228V82L226 81ZM260 80V81H259ZM226 81V82H225ZM231 81V82H230ZM262 81V82H261ZM15 84H14V83ZM32 82V83H31ZM36 82H37V84H36ZM39 82V83H38ZM249 82V83H248ZM24 85H23V84ZM55 83H57V84H55ZM198 83L200 84V85H198ZM206 83V84H205ZM246 83H247V85L248 86H246ZM256 83H259V84H256ZM12 85V86H11ZM29 85H30V87H29ZM70 85V86H69ZM251 85H255V89H250L252 86ZM73 86H74V84H73ZM256 86H257V88H256ZM260 86V87H259ZM9 89H8V88ZM15 87H17V88H15ZM69 87H71L70 89H69ZM247 87V88H246ZM252 87V88H253ZM261 87L263 88V90L261 91ZM246 88V89H245ZM260 88V90H257V89H259ZM14 89V91H13V96H12V92H11V90H13ZM68 89H69V91H68ZM243 89H245L246 90V93H247V89H250V91H252V92H250V91H248V93H249V95H251L250 96V98L252 97L253 98V96H255L254 97V99H253V101H250L249 102V100H252V99H250L249 98V96L245 93V90H243ZM9 91V92H8ZM18 91V92H17ZM257 91H261L260 93L259 92H257ZM5 92V93H4ZM64 92H67V93H65L64 94ZM9 93H11V94H9ZM258 93V94H257ZM242 94H246V95H244V96H248V98L246 99L245 97L244 98H242L243 96H242ZM8 96V97H7ZM15 96V98H12V97H14ZM258 96H257V98H258ZM262 96H264V94L263 95H261L260 97H262ZM3 97L1 98L0 97V99L1 100H3ZM46 97V98H45ZM258 98L257 100L260 102L261 101V99L264 101V97H262V98ZM29 98H31L30 100H28ZM49 98V97H48ZM49 98V99H50ZM51 98V99H52ZM12 99H14V100H12ZM118 99V101H117V103L116 102H114V103H116V104H114L113 102H111L112 103V105L114 104L115 106H118V105H122V104H120V103H122V102H120L119 100H123V98H117ZM241 99V100H240ZM243 99H245L244 101H246V102H248V103H246V102H243V104L244 105H242V100ZM0 100V101H1ZM28 100V102L26 103V101ZM42 100V101H41ZM48 100V99H47ZM140 100V99H139ZM238 100H240V102H241V104H240V102L238 101ZM12 101V102H11ZM15 101H17V102H15ZM39 101H41V102H39ZM135 102L134 103H137L138 104V106L139 107H141V105H143L144 103H142V104H140V102L141 101H138V99H135L134 100ZM259 104H257L256 102ZM33 102H37V104H35V103H33ZM39 102V103H38ZM120 102V103H119ZM239 102V103H238ZM262 102V101H261ZM260 102V103H261ZM0 103V104H1ZM15 103V104H14ZM23 103V104H22ZM233 103V102H232ZM248 104V106L246 105V104ZM249 103H251L250 105H249ZM254 103H256V104H254ZM13 104H14V106H13ZM136 104V105H137ZM218 104V105H217ZM241 106H240V105ZM254 104V105H253ZM262 104H264V102L262 103ZM216 105V106H215ZM256 105V106H255ZM2 106L0 105V108H2ZM11 106V107H10ZM137 106V108H139ZM238 106V107H237ZM264 105H260V108L261 107H263ZM22 107V106H21ZM156 107H158L160 110H156ZM253 107L254 108H256V109H253ZM135 108V107H134ZM234 108V107H233ZM259 108V107H258ZM11 109H14V110H11ZM131 109H133V108H131ZM141 109L140 110H138V109H136L135 108V110H137V111H140V113L142 112L141 111ZM163 109V110H162ZM230 110H231V108H230ZM254 110V111H253ZM17 111V110H16ZM150 111V112H149ZM18 112H15L16 114L15 115H19V114H17ZM249 112V111H248ZM14 113V112H13ZM13 113L11 112V114H12V116H13ZM143 112L141 113V114H144ZM204 113H206V115H204ZM234 113V112H233ZM14 115V116H15ZM186 115V116H185ZM11 116V115H10ZM10 116H7V117H9L10 118ZM11 116V117H12ZM217 116V118H222L223 119V116H219V115H216ZM254 116V117H253ZM251 115L250 117H252V118H250V117H248L249 119H255L254 121H256L257 120V122L255 123L254 121V124H257L258 125V130L260 131V127H262V125H263V127H264V124H262L261 125V123L263 122L264 123V120L263 121H261V119H257L256 118V116L255 115ZM7 117H5V118H3V123L4 124H7V122L5 123V119H6V121H7V119H9V118H7ZM12 118H15V117H12ZM12 118H10L11 120H12ZM17 118V117H16ZM232 118V116L230 117V119ZM248 118H245V120H243V119H239V120H236V121H228V120H220L221 122L219 123V127L217 128V129H221L222 130V132H221V130H220V136H219V138L218 139H220L221 138V136L224 138V137H227V138H225V139H227V140H225V141H227V143H225L226 145L228 144L229 145V147L227 146L226 147V150H228V149H231L232 147L230 146V144L229 143H232L233 145H238L237 147H238V149H237V147H233V148H236V150L238 151L240 148V150L243 152H241V151H239V153L241 152L242 154L240 155L241 157H242V155L245 157V158H247V155H244L245 153H247V154H251L252 152H254V150H255V148H257L256 146H257V144H258V146L259 145H261V147H259V148H257L258 150H259V152H258V150L256 149V151L258 152V154L259 153H262V152H264L263 151V149H264V143H262V142H264V141H262V140H264V138L262 139L261 138V136L263 137L264 135H261L260 133L262 132V134H263V132L264 131H262L261 130V132H259V131H257L256 132V134L257 135H249V138H251L252 139V137L255 139V141H257L256 142V144H254V150H253V147H250V149H249V153L246 151V152H244V149H242V147L244 148L246 145H248L249 143H251V144H253L252 142L254 141H251V139L249 140H247V141H250L249 143L243 138V134H242V136H241V134H236L237 132L235 131L234 132V130H236V128H237V130L239 129V126L241 125V124H246V123H248ZM8 120V122H10L11 120ZM14 120V119H13ZM16 120V119H15ZM11 121L12 122V124L14 125V126H11L12 124H7L8 126H9V129H7L8 127H7V125H4L5 127H7V128H5V127H3V125L1 126L2 127V129L0 128V130L1 131H3V133L5 132V130L7 129L8 131H10V128L12 129V127H16L15 125L17 124V123H20V121L18 120V118H17V121ZM19 121V122H18ZM191 121V122H192ZM259 121H261L259 124H258V122ZM13 122H17L16 124L15 123H13ZM186 122V121H185ZM250 123H251V121H250ZM254 124H251L249 127L250 128H254V127H252V125H254ZM18 126H19V124H17ZM260 125V126H259ZM11 126V127H10ZM242 126V125H241ZM247 126H248V124H247ZM246 126V127H247ZM254 126H256V125H254ZM156 127V126H155ZM244 127H245V125H244ZM256 129H257V127H255ZM254 128V129H255ZM217 129H216V131H217ZM1 131H0V134H3V133H1ZM8 131H7V133H8ZM214 128L213 129H211L210 130V132H209V135H211V132L212 133H214ZM215 131V132H216ZM224 132V133H223ZM226 132V133H225ZM227 132H228V134H227ZM259 132V133H258ZM7 133H5V134H7ZM10 133V132H9ZM9 133H8V136H9ZM11 133H12V131H11ZM10 133V134H11ZM232 133H234V134H232ZM248 133V132H247ZM5 134H3V135H5ZM12 135V134H11ZM225 135H227V136H225ZM247 136H248V134H246ZM246 135H244V137H246ZM260 135V136H259ZM260 137V139H259V137ZM218 137V136H217ZM243 138V139H242ZM256 138H258L259 139V141H260V143L258 142V139H256ZM15 139H18V140H16V142L18 141V143L20 144V146H19V150H17L16 148H18V146L16 147V145L18 144V143H16V144H14L13 142H11V144L13 143L15 146L13 147V144L11 145V147H13V148H10L11 149V155H15L14 157H16V158H18L19 160H24L25 158L27 159L28 158V155H29V153L28 152H30L29 150H26L29 146V144H27L28 142L26 141V140H19V139H21V136H19V137H17V138H14L13 140H15ZM37 139V140H36ZM36 139H33L34 141L36 140V143L39 141L38 140V138H36ZM242 141H241V140ZM235 140L237 141V143H238V140L240 141L238 144H235ZM24 141H26L27 143V145H25V143H24ZM243 141H245V142H247L248 144H245ZM255 141H254V143H255ZM21 142L22 143H24V144H21ZM32 142V141H31ZM41 142V144H42V140L40 141ZM40 142H38V144H36V143H34L33 142V145H35V146H30V150L33 152H31V154H32V156H39V152H35L34 150L35 149H33V148H35L36 147V145L38 146V145H40L41 146V144H40ZM245 144L244 146L242 145V144ZM18 144V145H19ZM32 144V143H31ZM30 144V145H31ZM231 144V145H232ZM250 144V145H251ZM21 145H23V146H21ZM25 145V146H24ZM232 145V146H233ZM250 145H248L247 147L249 148V146ZM256 145V146H255ZM28 146V147H27ZM240 146H242V147H240ZM252 146V145H251ZM25 147V148H24ZM27 147V148H26ZM231 147V148H230ZM247 147H245V148H247ZM33 150H32V149ZM228 148V149H227ZM232 148V149H233ZM263 148V149H262ZM13 149H15V151L17 152H15ZM20 149H21V151H22V149H23V151H27L26 153L24 152L23 153V151L22 152H18V151H20ZM25 149V150H24ZM37 149V148H36ZM231 149V150H232ZM262 149V150H261ZM250 150H252V151H250ZM260 150H261V152H260ZM38 151V150H37ZM44 151H45V149H44ZM34 152L36 153L35 155H33L34 154ZM41 152V151H40ZM251 152V153H250ZM13 153H15V154H13ZM21 154V155H19V154ZM44 152L42 151L41 152V154H40V158L37 160L38 162H39V160L40 159H44V157H41V156H43L44 154H43ZM255 153V152H254ZM18 154V155H17ZM26 154H27V157H26ZM43 154V155H42ZM264 154V153H263ZM10 155V156H11ZM22 155H23V157H25L24 159H22L21 157H22ZM262 155V154H261ZM7 156V155H6ZM9 156V157H10ZM19 156V157H18ZM32 156H30L29 158L32 160ZM1 159H2V157H3V155L1 154ZM9 157H5V158H3L4 160L6 159V158H8V160L6 159L5 161L3 160V162H5L4 164H2V163H0L1 164V166H9V163H8V161H9V159H15L14 157L12 158V156L9 158ZM243 157V158H244ZM0 159V161H2ZM18 159H15V162H13L14 160H10V162L12 163V166L15 168H13V167H11V165H10V168H8V169H11L12 170V168H13V170L16 172L17 170H19V167H23L22 166V164H24V166L25 165H27L28 163H26V161L24 160L23 161V163H22V161H21V163H20V161L18 160ZM34 160L35 159H37V157L36 158H33ZM29 160V159H28ZM31 160H29V161H31ZM19 161V162H18ZM36 161V162H37ZM41 161V160H40ZM110 161V162H109ZM108 162L109 163H112V161H113V165H114V163L116 162V164H117V162L119 161V163L121 164V162H123V164L122 165H124L125 166V169H123L122 170V168L120 167V166H122V165H120V164H115V166H114V168H111V167H113V165L112 164H110V168L113 170H118V169H116V166H117V168H120L119 169V171H120V174L121 175H124L126 172H125V170H127L126 169V167L128 166H126V164H124V161L123 160H121V162H120V159L118 160V159H113V160H109ZM115 161V162H114ZM16 162H18V164H16ZM28 162V161H27ZM58 162V163H57ZM56 162V164L58 165V166H61V164L63 165V162L61 161V160H59V161H57ZM7 163H8V165H7ZM10 163V164H11ZM14 163V164H13ZM45 163V162H44ZM82 163V162H81ZM126 163V162H125ZM19 165L20 164V166H16V165ZM76 164V163H75ZM79 164H80V162L78 163V167H79ZM109 166V164L108 163H106V165L105 166ZM0 166V167H1ZM16 166V167H15ZM76 166V167H77ZM80 166H81V164H80ZM64 167V168H63ZM66 166H62V169H64V171L65 172H69L70 170H69V167L71 168V166H68V167H66ZM75 167V166H74ZM123 167V166H122ZM16 168H18V169H16ZM73 168V167H72ZM109 168V169H110ZM124 168V167H123ZM4 171H3V170ZM2 169L0 168V171L3 173H6L7 171H9V170H7V168L5 167V168H3L2 167ZM5 169H6V171H5ZM61 169V172L63 171ZM77 169V168H76ZM10 170V171H11ZM66 170H68V171H66ZM74 170V169H73ZM72 170V171H73ZM10 171L9 172H7V174H6V177H7V175L9 174L10 175ZM13 171V173L15 174V172ZM63 171V173L65 174V172ZM125 172L124 174L123 173H121V172ZM0 172V178L2 177L3 178V176L5 175H3L2 173ZM12 172V171H11ZM115 172V171H114ZM13 173H11L12 175H13ZM146 172H140L138 175L139 176H143L144 174H145ZM102 174H104V173H102ZM102 174H101V176H102ZM12 175H10V176H12ZM172 175H174V173L172 174ZM16 176H17V172H16ZM15 176V177H16ZM100 176V177H101ZM104 176V175H103ZM6 177H4V179H0V185H3V183H5V184H9V183H12L13 182V176L12 177H10V179L12 180V182H11V180L9 179V181H8V178H9V176L7 177V179H6ZM16 179V178H15ZM123 179V178H122ZM6 180L9 182H7L6 183ZM127 180V179H126ZM1 182H2V184H1ZM114 182H116V181H113V183ZM114 184H116V183H114ZM94 186L96 187V185H95V183H94ZM117 186V185H116ZM115 186V187H116ZM66 188H67V186H63V189H62V187L61 188H59V190H63L62 192L61 191H59L60 193H58V194H61V196L64 194L65 196H67L66 194H70V191H69V187H68V190H66ZM71 189V188H70ZM72 190V189H71ZM96 190V189H95ZM66 191H68V193H66ZM41 193H42V191L40 192V195H41ZM39 195V196H40ZM63 195V196H64ZM61 196H59V197H61ZM65 196H64V198H65ZM252 196L253 195H251V196H247L246 198H247V201H246V199L243 201V202H241V204L243 203V204H249V206L247 205V207L250 209V204L251 205H257L256 207L258 208V206H260L263 202H257L256 201V197H253L254 199H253V201H252ZM33 197H35V196H32L31 195V198L28 196L27 197V199H25V197H24V200H21L22 202L21 203H23L22 204V207H21V209L23 208V209H28V208H30V206H31V204H33V202L31 203L30 201H32L33 199H35V198H33ZM93 197L95 198V196L93 195ZM88 198V200L90 201V202H94V205H98L99 204V201H97L96 203H95V201H91V200H93L94 198ZM124 196H122V200H119L118 202L119 203H121V206L122 207H124V206H128L129 204H127L126 202V204L127 205H124L123 206V202L125 201V197L123 198ZM248 197L251 199H248ZM33 198V199H32ZM31 199V200H30ZM91 199V200H90ZM124 200V201H123ZM148 199L146 198V200H144L145 202H149L151 199H149L148 201H147ZM251 202H257L256 204H252V203H250V201ZM26 201V202H25ZM29 203H28V202ZM34 201V200H33ZM121 201V202H120ZM24 202H25V204H24ZM154 203V204H152L151 205V203ZM246 202V203H245ZM26 203H27V205L29 206V207H27L26 206ZM123 203V204H122ZM143 203V206L140 204V206H142V209H145L148 205H151V206H153V208L151 207V206H149V207H147V209L145 210V211H143L142 210V212L141 211H139L140 209H141V207L140 208H138L137 209V206H136V208L135 209H137V210H132V209H130V211H129V207H125L124 209L126 210H124V209H122L123 211H125L126 213L128 212L129 214H126L125 212H123V211H121L120 212V214L119 213H116V211L117 210H121V209H116L115 210V214H113L112 212H113V210H111L110 211V213H109V215L112 213L113 215H110V217H112L113 216V218H114V216L115 215H117V216H115V218L113 219V218H109L110 220L112 219V220H115V219H117L118 218V220L119 221H124L128 216H132V214L133 215H137V213L139 212H141L142 213V215H146V213H148V212H151V208H152V210L157 206V203H156V201H152L151 200V202H150V204H148V203H145L144 204V202H142ZM147 204V206H144V205H146ZM240 204V205H241ZM241 205V207H244L245 209H247V207H246V205ZM260 204V205H259ZM264 204V203H263ZM262 204V205H263ZM233 205H234V203H233ZM236 206H238L239 205V203H238V205L237 204H235ZM239 205V206H240ZM236 206H232V205H230V207L228 206V208L231 210V209H233L232 210V212L234 213V210L239 214V211H237V207ZM238 206V207H239ZM264 206V205H263ZM138 207H139V204H138ZM236 207V208H235ZM241 207L239 208V209H241ZM150 208V209H149ZM199 207H196V208H194V209H185V211H188V210H190V211H188V212H186V213H188V214H190L191 215V213H192V215H194L195 213H196V211H198L199 209H198ZM214 208V207H213ZM227 208V210L229 211H225L224 212V214L225 215H227L228 213V217L230 216V210ZM251 208H252V206H251ZM253 208H255L254 206H253ZM253 208L251 209L252 211H253ZM20 209V210H21ZM128 209V210H127ZM149 209V210H148ZM211 209H212V207H211ZM19 210V211H20ZM24 210V211H25ZM244 210V209H243ZM248 210V209H247ZM250 210V211H251ZM118 211V212H119ZM132 211V212H131ZM136 211L137 213L135 214L134 212ZM148 211V212H147ZM214 211H215V209H214ZM213 211V212H214ZM241 211H242V209L240 210V215L242 214L241 213ZM245 211V213H243V214H247L248 212H250L249 210H248V212H246V210H244ZM243 211V212H244ZM21 212H23L22 210H21ZM146 212V213H145ZM181 212H183L184 213V210L183 211H181ZM181 212H179L180 213V216H186L187 214H183V213H181ZM232 212H231V214H232ZM131 213V214H130ZM138 213V216L139 215H141V213L139 214ZM143 213H145V214H143ZM227 213V214H226ZM119 214V215H118ZM123 215V217H126V218H123L122 220L120 219L121 218V216ZM149 214V213H148ZM223 214V215H224ZM242 214V215H243ZM128 215V216H127ZM212 216H211V218H213V213L211 214ZM224 215V217H226ZM118 216H120V217H118ZM187 216H189V215H187ZM186 216V217H187ZM233 216H236V213H235V215H231V217L233 218ZM117 217V218H116ZM228 217H226V218H228ZM231 217H229V218H231ZM229 218H228V220H229ZM10 219V218H9ZM238 224V223H237ZM240 225V224H239ZM2 227H0V231H2ZM247 236L246 235H244V236H240L238 239H237V241H239L240 240V238H243L244 240H248L247 238H246ZM246 238V239H245ZM250 239L251 240H254V241H250ZM249 239V241H245L244 242V240L242 241V240H240L241 241V244H244V243H247V244H249V243H252V242H256V243H254L253 245H255V247L257 248H253V245L251 246V244H249V248L245 245V247L246 248H248L249 250H247L246 248H244V246L243 247H240L241 246V244H240V246L238 247V249L239 248H241V250H242V252L244 251V254L241 252V250H239V252H238V249L234 246V248L235 249H237V251H235V250H233L232 252H236L238 255H244V257H246V256H248V255H252V254H257L258 252H259V248L260 247H262L263 245L262 244H264L262 241V244H261V242H259L260 241V239L258 240V241H256L257 239H258V237H256V238H254L253 237V239H252V237ZM236 241V242H237ZM239 241V242H240ZM11 243L13 244V246H15L14 244H15V242L14 241H11ZM10 243V241H9V243H7V241L5 242V244H9L7 247H8V249H7V247H6V245H5V247L6 248H4L2 245H1V247H3V248H0V264H7L8 262H4L3 263V261H6V258L8 257V259H9V255H11L9 252H11V251H13L12 249H9L10 247L9 246H12V244ZM2 244V243H1ZM11 244V245H10ZM238 244V243H237ZM257 244H260V245H262V246H260V245H258V246H260L259 248H258V246H257ZM237 246V245H236ZM231 248H233V247H230L229 248V250L228 251H226L227 249L226 248H224L222 251L220 250L219 252H222V253H225V252H227V253H231ZM244 250H243V249ZM250 248H253V249H250ZM226 249V250H225ZM254 249H256L255 251H257V252H255L254 251ZM261 249V248H260ZM263 249V250H262ZM261 250H260V252L262 253H264V247L262 248ZM7 250V251H6ZM224 250H225V252H224ZM251 250H253V253H252V251ZM9 251V252H8ZM246 251H249V253L247 252V254H246V256H245V253H246ZM9 253L8 254V256H7V254H5V253ZM234 252V253H235ZM234 253H232V254H234ZM240 253H242V254H240ZM260 254V253H259ZM5 255V256H4ZM185 255L187 256L188 255V253H186V254H184V257H185ZM1 256H3V257H5V258H2ZM7 256V257H6ZM168 257V256H167ZM166 257V258H167ZM244 257H241L240 259H244ZM182 258V257H181ZM187 259H189L188 258V256L186 257ZM186 258H184V259H186ZM5 259V260H4ZM153 259V258H152ZM2 260V261H1ZM28 260V259H27ZM9 261V260H8ZM154 262H156L155 260H153ZM180 261H183V260H180ZM180 261L178 262L179 264H180ZM29 262H30V260H29ZM28 262V264H31V263H29ZM43 262V261H42ZM152 262V261H151ZM263 262V261H262ZM27 262H25V264H26ZM178 263H176V264H178ZM264 263V262H263ZM262 263V264H263ZM24 264V263H23ZM56 264H58V263H56Z\"/></svg>",
    "mask_w": 264,
    "mask_h": 264
}]
</instances>
